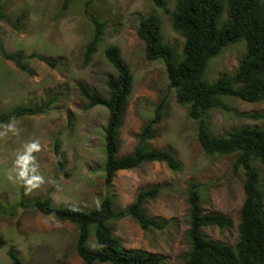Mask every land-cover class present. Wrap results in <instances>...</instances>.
Returning a JSON list of instances; mask_svg holds the SVG:
<instances>
[{"label": "rangeland", "instance_id": "1", "mask_svg": "<svg viewBox=\"0 0 264 264\" xmlns=\"http://www.w3.org/2000/svg\"><path fill=\"white\" fill-rule=\"evenodd\" d=\"M87 0H71L62 9L63 0H0V9L15 20L25 13L21 27L0 19V41L8 53H37L56 61L52 67L44 61L27 58L34 70L30 75L0 52V113L24 104L39 105L54 98L44 114L23 116L0 124V205L11 207L22 198L33 201L50 196L56 205L94 208L105 196V132L108 109L97 105L86 109L87 101L80 84L103 95L108 94L107 79L115 75L105 49L117 45L135 77L131 99L120 129L123 156L134 150L143 125L153 116L157 103L167 97L160 135L151 141L154 148L172 150L182 161L180 171L163 162H147L116 174L112 196L116 208L133 202L141 188L161 185L164 190L145 209L148 215L165 223L163 230H143L132 218L110 225L128 249H141L163 255L165 264H184L189 250L187 188L190 181L206 186L202 205L206 212H218L233 220V227H205L212 239L235 245L239 236L240 209L245 194L244 175H235L232 165L236 154L207 155L197 136L198 121L190 118L188 106L177 103L163 60L150 61L145 42L138 36L140 20L150 13L163 22L165 41L181 51L184 38L173 28L170 15L152 0H93L90 10L106 24L104 38L91 60L85 62L88 43L95 26L86 15ZM175 8L177 0H167ZM246 41L229 44L209 62L204 79L214 81L233 73L246 51ZM223 100L240 113L264 112V101L251 103L237 97ZM214 135L227 134L241 126H264V119L239 117L233 111L209 112ZM70 174L58 172L55 142ZM262 175L264 165L256 162ZM53 188V190L50 189ZM94 228L90 245L95 247ZM77 226L58 221L34 209L17 208L14 215L0 211V264H12L8 250L14 249L30 264H85L75 250ZM109 264V263H99Z\"/></svg>", "mask_w": 264, "mask_h": 264}, {"label": "trees", "instance_id": "2", "mask_svg": "<svg viewBox=\"0 0 264 264\" xmlns=\"http://www.w3.org/2000/svg\"><path fill=\"white\" fill-rule=\"evenodd\" d=\"M71 0H63L62 9L68 8ZM93 0H87L86 15L95 26L93 38L87 45L85 62L88 63L104 38L106 24L90 10ZM156 7L170 15L173 28L184 38L181 51L165 41L163 22L156 13L143 17L137 27L138 36L145 42L148 60H163L169 79V88L174 89L176 101L188 106L190 118L197 120L198 140L207 155L236 154L232 165L235 175H244V202L240 209L238 239L235 245L210 238L205 227L226 229L233 227L231 217L218 212L208 213L202 205L205 185L190 181L187 188L189 203V228L186 236L189 250L183 254L184 264H264V190L262 175L255 165H264V126H241L227 134L214 135L209 112L219 109L233 111L239 117L253 120L264 119V112L240 113L233 110L224 97H237L243 101H264V0H177L171 8L167 0H152ZM25 13L15 20L0 9V19L16 28L21 27ZM245 40L247 47L236 70L223 74L210 82L204 79L205 70L212 58L221 54L229 44ZM0 52L5 59L13 61L18 68L33 75L34 70L27 58H38L55 67L56 61L31 53H8L0 41ZM105 54L116 74L107 79L108 94L90 90L80 84L81 93L87 101L86 109L103 105L108 109L105 132V190L102 200L91 209L74 205H56L48 195L33 201L22 198L16 205H0L4 214L14 215L17 208L34 209L58 221H69L77 226L75 250L85 264H165L161 254L141 249H128L110 225L113 221L132 218L145 231L163 230L166 223L159 217L147 214L145 205L156 199L164 190L161 185L141 188L129 205L116 208L112 196L116 174L132 170L147 162H163L171 170L180 171L182 161L169 148H154L151 141L160 135L159 125L165 117L167 97L156 105L153 116L141 128L138 143L133 151L120 156V129L125 111L132 96L135 77L124 60L117 45H109ZM49 98L39 105L15 106L0 113V124L14 122L20 117L44 114L54 103ZM61 142H55L58 172L66 177V161L61 153ZM53 190V188L50 189ZM94 228L95 247L90 245ZM12 264H30L14 250H8Z\"/></svg>", "mask_w": 264, "mask_h": 264}]
</instances>
